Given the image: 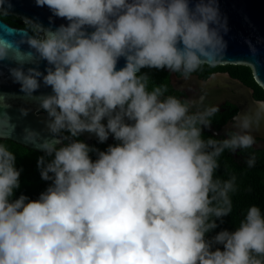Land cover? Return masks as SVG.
Listing matches in <instances>:
<instances>
[{"label": "clouds", "instance_id": "clouds-1", "mask_svg": "<svg viewBox=\"0 0 264 264\" xmlns=\"http://www.w3.org/2000/svg\"><path fill=\"white\" fill-rule=\"evenodd\" d=\"M35 4L68 23L22 18L23 29L0 32V63L15 65L9 77L46 113L47 135L25 128L22 140L44 153L37 167L51 184L37 200L12 199L21 170L0 143V264H264V214L255 205L234 231L206 236L231 214L236 191L235 177L215 178L218 158L253 147L264 100L235 114L225 138L204 139L219 106L205 105L204 95H166L165 85L149 90L141 72L189 80L205 65L215 68L229 31L218 0ZM10 7L0 0V11ZM42 85L51 94L36 95ZM15 127L0 108V138ZM85 132L118 143L99 151L77 139ZM255 162V155L246 160L249 168Z\"/></svg>", "mask_w": 264, "mask_h": 264}, {"label": "water", "instance_id": "water-1", "mask_svg": "<svg viewBox=\"0 0 264 264\" xmlns=\"http://www.w3.org/2000/svg\"><path fill=\"white\" fill-rule=\"evenodd\" d=\"M11 7L7 14L22 20L29 18L43 25L44 27H58L61 24H67L68 21L52 15L50 10L45 7H37L35 0H8ZM220 12L227 17L229 31L224 35L227 42L225 56L217 66L241 65L250 68L254 82L264 90V0H218ZM23 21V20H22ZM10 29L17 31L21 28L11 27L0 20V32ZM92 31V29H88ZM251 41L255 48V55L249 51L245 41ZM27 48L26 45L23 46ZM125 64L124 58H120L117 63V70ZM7 62L0 63V108L7 111L16 125L14 133L9 138H0L1 140L13 141L27 149L38 151L35 147L25 144L22 136L25 128H31L42 135H47L44 121L46 113L38 111V103L34 99H28L19 91V85L13 83L8 75ZM32 65H26L30 67ZM46 62H41L39 69L43 72ZM169 83L174 90H184L189 98H197L204 95L205 105H219L224 101H229L237 107V113L243 112L254 107L258 101L253 96V90L244 84L238 78L232 77L228 72H216L210 74L206 79H201L192 74V78L184 80L176 74L169 73ZM51 94V89L43 85L36 93ZM27 108V116H21L19 109ZM106 119L102 123L106 124ZM226 130H232L231 121L227 122L224 130L215 131L205 129L204 131L213 136L224 133ZM252 135L255 137V144L252 148L264 151V122L254 128ZM81 136L87 140H96L94 134L83 133Z\"/></svg>", "mask_w": 264, "mask_h": 264}, {"label": "trees", "instance_id": "trees-1", "mask_svg": "<svg viewBox=\"0 0 264 264\" xmlns=\"http://www.w3.org/2000/svg\"><path fill=\"white\" fill-rule=\"evenodd\" d=\"M204 69L207 70V73L228 72L232 77L238 78L244 84L252 88L253 96L256 100H264V90L254 82L249 67L241 65H224L210 68L205 65L202 70L197 71L202 78H204ZM141 72L147 73L150 77L148 85L149 90L156 85H165L168 87V92L166 94L172 92V87L169 83V75L166 70L144 68ZM209 137H212V135L203 132L204 139ZM214 138L223 139L224 137L218 138L215 136ZM77 139L99 151H106L109 145L118 143V141L114 139H108L103 143H100L98 139L87 141L81 135L77 137ZM0 143H3L14 153L16 157L15 167L21 170L19 177L20 187L14 190L12 199H16L23 194L28 197L29 200H37L39 195L51 184V181L41 179L40 170L37 167V159L44 155V153L27 149L6 139H0ZM232 154L233 153L225 150L218 158L220 167L214 175L215 178L222 181L235 177L236 191L230 193L233 210L229 216L223 217L222 223L217 221L218 227L216 229L206 234L209 239L221 230L234 231L236 227H238L240 221L243 220L250 206L255 205L259 207L262 214H264V151L249 148L245 160H240L237 157L235 158ZM89 155L93 160L96 159V154L94 152ZM251 155H255L256 162L254 167L249 168L246 164V160ZM47 159L51 158L49 157ZM217 247H220L222 250V246L218 245Z\"/></svg>", "mask_w": 264, "mask_h": 264}, {"label": "flooded vegetation", "instance_id": "flooded-vegetation-1", "mask_svg": "<svg viewBox=\"0 0 264 264\" xmlns=\"http://www.w3.org/2000/svg\"><path fill=\"white\" fill-rule=\"evenodd\" d=\"M13 17L14 16H12L10 14H7V13L5 14L4 12L0 11V20H2L3 22H5L6 24H8L11 27L23 29L24 28L23 21L19 18L14 17L17 19L16 20ZM167 73L169 75L170 72L167 71ZM212 73H216V72H212ZM212 73H207V70L204 69V78H202L200 76V74L197 72H195L193 74L197 75L201 79H206ZM176 75L180 76L179 73H176ZM166 95H174L177 98H181V99H188L189 98V96L186 94V91L174 90L173 88H172V92L168 93ZM218 106L220 108V111L214 117L211 118V121H212L211 129H213L215 131H222V130H224L226 123L232 121V117L237 112V107L235 105L231 104L229 101H224L223 103L219 104ZM226 131L230 132L231 130H226ZM226 131L224 133L216 136V137H218V138L224 137L225 138ZM204 133H206V132L204 131ZM108 139L113 140V137L110 135ZM247 152H248V149L237 151L236 153H234L232 155L235 158L236 157L239 158L240 160H245L247 158V155H246Z\"/></svg>", "mask_w": 264, "mask_h": 264}]
</instances>
